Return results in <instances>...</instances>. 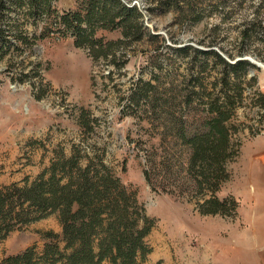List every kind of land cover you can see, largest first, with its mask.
Masks as SVG:
<instances>
[{
	"label": "rangeland",
	"instance_id": "374dc122",
	"mask_svg": "<svg viewBox=\"0 0 264 264\" xmlns=\"http://www.w3.org/2000/svg\"><path fill=\"white\" fill-rule=\"evenodd\" d=\"M76 1L54 4L58 12H64L75 9ZM124 2L138 8L145 27L161 35L167 46L214 50L223 58L227 54L234 61L264 64V35L251 31L242 45L238 36L257 13L264 17L261 0L190 1L169 9L153 0ZM179 14L185 16L183 24L178 23ZM196 15L201 19L196 21ZM43 26L28 20L22 30L30 46L11 40L6 54L0 53V187L25 178L33 181L56 160L75 157L85 165L89 159H99L137 191L146 215L156 221L146 237L151 254L141 264H264V237L255 226L264 217V71L252 69L230 76L227 88L220 81L221 66L212 57L166 55L159 59L160 71L147 60L159 44L145 39L127 48L131 59L116 72L103 61L92 62L86 50L73 46L70 37L53 31L39 39ZM97 34L108 40L119 38L117 32ZM160 51L165 54L167 49ZM203 62L207 67L198 77L202 85L198 87L197 74L190 77L186 70L192 63L197 67ZM151 76L157 77V82L152 81L158 89L155 98L159 103L166 99L175 111L182 87L198 94L191 96L185 109L192 128L203 117L208 98L223 97L220 91L230 96L235 112L227 125L240 147L227 167L230 179L221 186L219 197L234 199L238 207L231 213L199 215L192 198L158 195L146 185L142 172L148 155L154 152L159 161L166 147L168 151L173 148L166 142L159 149L169 120L149 121L145 100L138 106L129 101L138 79L145 84ZM87 124L92 130L82 127ZM60 230L54 215L16 229L0 240V260L34 245L40 249L45 232L58 234Z\"/></svg>",
	"mask_w": 264,
	"mask_h": 264
},
{
	"label": "trees",
	"instance_id": "16d2710c",
	"mask_svg": "<svg viewBox=\"0 0 264 264\" xmlns=\"http://www.w3.org/2000/svg\"><path fill=\"white\" fill-rule=\"evenodd\" d=\"M56 1L0 0V53L6 54L11 40L23 47L30 46L22 24L32 20L44 25L39 39L53 31L62 38L70 37L73 46L86 50L92 62L103 61L116 72L124 69L131 59L127 48L145 39L159 44L154 54H148L147 60L160 71L159 59L166 55L175 59L212 57L221 66L220 81L227 88L230 76L256 69L248 61L240 59L234 63L232 55L224 54L226 58H223L214 50L165 45L161 35L145 27V17L138 8L134 4L129 6L124 0H77L75 9L64 12L56 10ZM190 1L200 3L204 0H153L168 9L179 4L189 5ZM263 8L264 0H261L259 9ZM178 16V23L183 24L185 16ZM201 17L196 15L195 20ZM243 26L238 34L241 45L249 40L251 31L255 36L264 35V17L258 13L248 26ZM100 31L117 32L119 38L99 37ZM163 48L167 49L165 54L160 51ZM206 67L203 62L201 66L192 63L187 68L190 77L197 74L195 86H202L198 77ZM111 74L112 71L107 77ZM152 81L157 82V77L151 76L145 84L138 79L129 101L138 106L145 100L149 121L156 117L169 120L168 128L163 129V133L168 132L161 135L159 149H163L166 142L173 148L168 151L166 147L159 161L154 152L148 155L142 172L146 185L158 195L192 198L199 215L231 213L238 207L237 203L233 198L219 197L221 186L230 179L227 167L237 158L240 147V143L232 139L227 125L229 115L235 112L230 96L220 91L223 97L208 98L202 109L203 117L192 128L187 123L189 112L185 109L191 103V96L198 94L185 92L183 83L175 111L169 108L166 99L159 103L155 98L158 89ZM82 127L92 130L88 124ZM51 215L56 216L60 224L58 234L45 232L40 249L35 245L28 247L4 257L0 264H141L151 254L146 237L153 231L156 221L146 215L137 191L125 185L102 160L89 159L85 165L75 157L56 160L33 181L25 178L21 183L0 187V240L16 229Z\"/></svg>",
	"mask_w": 264,
	"mask_h": 264
},
{
	"label": "crops",
	"instance_id": "0c3cea01",
	"mask_svg": "<svg viewBox=\"0 0 264 264\" xmlns=\"http://www.w3.org/2000/svg\"><path fill=\"white\" fill-rule=\"evenodd\" d=\"M258 178V180H260V178H262L263 177V174L261 173V175H258L257 176ZM263 207V206H262ZM256 228H257V231L259 232V233H261L262 235H263V237H264V217H263V219H261V220H258L257 222H256Z\"/></svg>",
	"mask_w": 264,
	"mask_h": 264
},
{
	"label": "water",
	"instance_id": "95a60500",
	"mask_svg": "<svg viewBox=\"0 0 264 264\" xmlns=\"http://www.w3.org/2000/svg\"><path fill=\"white\" fill-rule=\"evenodd\" d=\"M243 60L248 61V62H249L252 66H254L257 70H258V69H260V70H262V71L264 70V64L257 63V62H255V61L250 60V59H243ZM236 61H240V60H235L234 63H235Z\"/></svg>",
	"mask_w": 264,
	"mask_h": 264
},
{
	"label": "bare ground",
	"instance_id": "6f19581e",
	"mask_svg": "<svg viewBox=\"0 0 264 264\" xmlns=\"http://www.w3.org/2000/svg\"><path fill=\"white\" fill-rule=\"evenodd\" d=\"M264 71V70H263Z\"/></svg>",
	"mask_w": 264,
	"mask_h": 264
}]
</instances>
